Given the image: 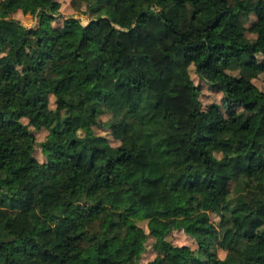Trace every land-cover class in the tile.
I'll return each instance as SVG.
<instances>
[{
  "label": "trees",
  "instance_id": "16d2710c",
  "mask_svg": "<svg viewBox=\"0 0 264 264\" xmlns=\"http://www.w3.org/2000/svg\"><path fill=\"white\" fill-rule=\"evenodd\" d=\"M70 5L87 24L59 0L0 1V93L29 84L39 98L0 112V264H264V88L251 77L264 74V0ZM191 72L222 102L206 106ZM151 216L173 224L146 233Z\"/></svg>",
  "mask_w": 264,
  "mask_h": 264
},
{
  "label": "rangeland",
  "instance_id": "374dc122",
  "mask_svg": "<svg viewBox=\"0 0 264 264\" xmlns=\"http://www.w3.org/2000/svg\"><path fill=\"white\" fill-rule=\"evenodd\" d=\"M1 1V0H0ZM61 3V15L63 17H69L71 15H74L75 18H78L81 20L83 24H87L88 19L84 16H79L76 11L71 7L70 3L71 0H59ZM13 17L15 19H18L22 25L25 27H32L36 25V18L32 17L30 15H22L21 12H16L13 14ZM56 24H61V19L56 22ZM250 37L251 35L248 34ZM191 56L194 60H200L205 56V49L200 48L194 52L191 53ZM232 73L236 74V71H233ZM192 78L194 82L198 85H201L202 88V100L206 106H208L212 102L221 103L222 102V93L218 90H215L211 87H209L206 83L201 82L198 77L191 72ZM251 77L253 78V82L261 89L264 88V74H260L259 76L256 75V73H252ZM50 104H53V98L50 99ZM39 105V98L34 94V92L31 89V86L29 84L23 86V87H16L12 89H8L6 91H3L0 93V112H2L4 115L9 114L13 110H21L24 112L32 111L36 106ZM171 110L165 111V116L171 115ZM245 132L250 135L253 132V128L246 125L244 127ZM35 135L38 140H41L46 135L45 130H37L35 131ZM37 157L41 159V156L39 155V150L36 152ZM79 196V192H76L70 196H66L65 200H74ZM211 221L217 223L220 218L216 214H210ZM138 224L145 230L146 233H148L149 228L152 227H162L165 229H169L173 221H161L157 216H151L148 220H141L138 221ZM168 239L171 240V242L174 245L182 246L187 245L191 248H195V244L193 240L186 235L184 232L179 230H173L169 233ZM153 238L149 237L147 239L146 248L143 250L142 248H136L135 255L141 256V262L144 263L146 261L152 260L155 256V253L152 250ZM228 245L225 243H220L218 248V256L220 258H224L226 256Z\"/></svg>",
  "mask_w": 264,
  "mask_h": 264
}]
</instances>
